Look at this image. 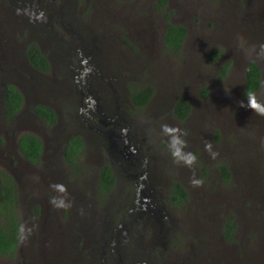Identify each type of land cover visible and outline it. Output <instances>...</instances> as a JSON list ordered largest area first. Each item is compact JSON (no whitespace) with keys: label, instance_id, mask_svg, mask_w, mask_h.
<instances>
[{"label":"rangeland","instance_id":"rangeland-1","mask_svg":"<svg viewBox=\"0 0 264 264\" xmlns=\"http://www.w3.org/2000/svg\"><path fill=\"white\" fill-rule=\"evenodd\" d=\"M158 3L0 0V147L15 144L22 131L37 133L45 146L38 166L24 160L16 148L13 161L3 153L0 169L15 175L22 223L38 224L43 213L41 228L53 221L62 229L73 223L72 216L82 215L81 209L84 221L82 231L71 228L68 242L62 239L67 244L55 251L53 262L34 255L47 248L29 238L19 241L12 257L0 256V264H105V259L113 264H264V117L240 106L246 102L245 69L251 60L261 69L255 92L264 102V59L246 57L237 47L241 36L249 46L264 43V0H166L162 8ZM168 21L186 28L177 52L164 46ZM30 42L49 57L48 72L36 70L27 60ZM215 50L218 56L211 59ZM90 66L94 71L88 88L96 113L100 99L107 98L111 110L124 115L129 122L121 128L140 153L145 152L151 170L144 165L125 172V160H114L120 155L108 146L111 121L81 114L86 101L77 85L80 72ZM1 82L14 84L24 97L13 121L2 118ZM145 84L153 87L148 102L132 106L130 88ZM180 94L191 103L185 119L172 113ZM39 102L55 108L58 121L49 125L34 116L31 107ZM137 119L144 121L141 133ZM162 123L186 131V151L198 158L194 169L173 162L167 138L160 134ZM73 133L85 139L77 165L66 163L58 152ZM206 140L213 143L217 158L204 150ZM109 159L114 160L116 182L103 194L98 171ZM220 163L230 170L228 180ZM139 171L144 173L140 179ZM193 171L203 178L202 187L191 185ZM37 178L48 181L39 185ZM175 180L187 191L182 203L170 201ZM139 181L149 190L151 203L134 196ZM53 183L67 187L72 208H52L49 200L60 195L50 188ZM134 199L140 205L134 204L130 212L127 206ZM227 222H234L229 233Z\"/></svg>","mask_w":264,"mask_h":264},{"label":"trees","instance_id":"trees-1","mask_svg":"<svg viewBox=\"0 0 264 264\" xmlns=\"http://www.w3.org/2000/svg\"><path fill=\"white\" fill-rule=\"evenodd\" d=\"M158 8L166 4V0H158ZM186 35V28L183 24L168 21L164 31V46L172 51L177 52ZM26 55L29 62L40 70H48V60L44 53L34 43L30 42L26 48ZM218 56L215 50L211 59ZM261 69L256 61L248 62L245 69L244 94L247 89L257 90L260 85ZM153 87L145 84L140 87L131 88L132 103L136 106H143L152 95ZM23 94L12 83H8L4 95V115L6 118L12 117L22 107ZM34 112L41 116L46 124H52L57 119L56 111L45 104H35ZM191 110L189 99L180 94L176 97L172 111L179 119H184ZM83 140L78 135L71 136L67 143L64 144L63 157L72 164L77 165L76 157L81 152ZM17 147L21 155L33 164L40 163V155L43 148L42 139L31 131H23L17 137ZM219 168L225 180L230 178V170L225 163H220ZM101 184L107 189L112 185L113 174L109 164H104L99 171ZM187 197L185 188L178 182L174 181L172 185V198L176 201H184ZM18 185L14 177L7 171L0 169V256L12 257L16 251L18 238V226L21 224V217L18 211ZM227 233L233 228L234 222H227Z\"/></svg>","mask_w":264,"mask_h":264},{"label":"flooded vegetation","instance_id":"flooded-vegetation-1","mask_svg":"<svg viewBox=\"0 0 264 264\" xmlns=\"http://www.w3.org/2000/svg\"><path fill=\"white\" fill-rule=\"evenodd\" d=\"M35 43V42H34ZM29 44V43H28ZM36 44V43H35ZM37 45V44H36ZM38 46V45H37ZM39 47V46H38ZM26 48H27V46H26ZM40 49V48H39ZM41 50V49H40ZM42 51V50H41ZM43 52V51H42ZM44 53V52H43ZM25 54H26V51H25ZM44 55H45V53H44ZM45 57L47 58V60H48V65H49V67H48V70L50 69V67H51V62H50V59H49V57L47 56V55H45ZM26 58H27V55H26ZM27 60H28V58H27ZM29 61V60H28ZM30 63V62H29ZM31 64V63H30ZM248 64V63H247ZM258 64V63H257ZM31 66L33 67V68H35L36 70H38V71H40V72H48V70H45V71H43V70H40V69H38V68H36V67H34L32 64H31ZM260 67V66H259ZM84 70L83 71H81L80 72V76H81V81L78 83L79 85H77L78 87H79V93L81 94V99H83L84 101H86V103H85V105H83V109L85 110V113H87V116H88V118H92V119H94V118H96V120L98 119V120H101V119H103L104 120V122H106L107 121V119H109L110 121H111V124H110V128H109V130H110V134L108 135V142L110 143V145L108 144V146H110V148L111 149H113V150H115L116 152H117V154H119L120 156H119V158L118 157H114V160H116V161H121V160H125V162H126V166L124 167V171L125 172H127V170H130L131 169V171H135V170H137V168L138 167H143L144 165H145V167H146V170L148 171V169L149 170H151V167H149V168H147V166H148V162H147V160H145V152L144 153H140V149L138 148H136L134 145V143H136V142H134L133 140L132 141H129V135H126V133L124 132L125 130H126V128H121V127H123L122 126V124H123V122L124 123H128L129 121L125 118V117H122V116H124V115H122L120 112H117L116 110H111V105H110V103H108L107 102V98H104V99H100V104H99V108H101V110H100V114L98 115L97 113H96V110H98V108L96 107V109L95 110H92V108L91 107H89V105H90V103L88 102V97H91V95H92V92L90 91V89L88 88V85L90 84V82L87 80L88 78H92V76L91 75H87V76H84L83 74H84ZM260 83H261V77H260ZM1 84H3V86H4V90H3V92H4V94H3V103H2V118H3V120L4 121H7V120H14V119H17L18 118V115H19V113H20V111H21V109L16 113V114H14L12 117H9V118H6L5 117V115H4V95H5V88H6V85L8 84V83H6L5 84V82H1ZM260 86V85H259ZM256 91V90H255ZM24 98V97H23ZM176 99V98H175ZM149 100V99H148ZM175 101V100H174ZM91 102V101H90ZM130 102H131V105L132 106H135V107H142V106H136V105H134L133 103H132V99H131V88H130ZM148 102V101H147ZM146 102V103H147ZM23 103H24V101H23ZM145 103V104H146ZM36 104H45V105H48V106H50V107H52L51 105H49V104H46V103H41V102H39V103H36ZM144 104V105H145ZM172 104H174V102L172 103ZM34 105L35 104H33V106L31 107V111H32V113H33V115L34 116H37V117H39V118H41L44 122H45V120L41 117V116H39L38 114H36L35 112H34V110H33V108H34ZM143 105V106H144ZM22 106H23V104H22ZM85 106V107H84ZM172 107H173V105H172ZM22 108V107H21ZM53 108V107H52ZM54 110H55V108H53ZM56 111V110H55ZM99 111V110H98ZM104 111H109L108 113L109 114H107L108 116H105L104 114ZM191 111V110H190ZM56 113H57V119H56V121H58V117H59V115H58V112L56 111ZM104 113V114H103ZM172 113H173V111H172ZM190 113V112H189ZM174 114V113H173ZM99 117V118H98ZM174 117H176L175 115H174ZM187 117V116H186ZM185 117V118H186ZM101 118V119H100ZM177 118V117H176ZM184 118V119H185ZM177 119H179V118H177ZM55 121V122H56ZM54 122V123H55ZM54 123H52V124H54ZM143 123H144V121H142V119H137L136 120V122H135V124H136V126L138 127V129H140V133H141V128L139 127V125H143ZM52 124H50V125H52ZM13 130V129H12ZM133 131H135L136 133H138L137 132V130L136 129H134ZM13 132V131H12ZM12 132H11V134H12ZM23 132V131H22ZM32 132V131H31ZM21 133V132H20ZM20 133H18V135L20 134ZM35 133V132H34ZM35 134H37V133H35ZM18 135H17V137H18ZM38 135V134H37ZM73 135H78V136H80L81 138H82V140H83V146H82V150H81V152H79V155L76 157V159H77V161L80 159V157H81V154H82V151H83V148H84V143H85V139H84V137H83V135L82 134H80V133H73V134H69L66 138H65V140H64V142H63V144L61 145V147H60V150H58V152H59V154H60V156H61V158L66 162V163H68L65 159H64V157H63V149H64V144H66L67 143V141H68V139L71 137V136H73ZM39 136V135H38ZM17 137H16V140H15V144H10V145H7V146H2V147H0V157L1 156H3V153H4V158H6V157H8L11 161H13V153L15 152V149L16 148H18L17 147ZM40 137V136H39ZM41 138V137H40ZM42 139V138H41ZM43 141V140H42ZM134 142V143H133ZM55 150V149H54ZM15 154V153H14ZM44 155H45V146H44V142H43V148H42V152H41V155H40V163L39 164H41L43 161H44ZM23 157V156H22ZM141 158H143V162L141 161ZM23 159L24 160H26L27 162H29L30 164H32V166H38L39 164H33V163H31L30 161H28L27 159H25L24 157H23ZM121 159V160H120ZM114 160L112 159H109L108 161H106V162H104L102 165H101V167L104 165V164H109V166H110V168H111V172H112V174H113V181H112V185L109 187V188H105L102 184H101V182H102V180L100 179V176H99V171H100V169H99V171H98V190H99V192H101V193H103V194H105V193H108L112 188H113V186H114V184H115V182H116V178H115V175H116V171H115V168H114ZM16 161L18 162V164H20V158H16ZM68 164H70V163H68ZM71 165V164H70ZM100 167V168H101ZM8 172V171H7ZM9 173L14 177V179L16 180V178H15V175L13 174V173H11L10 171H9ZM141 174L142 175H144V173L142 172L141 173V171H139V176H138V179H140V177H141ZM50 175H52V174H50ZM52 178H53V175L51 176V179L50 180H52ZM153 178H155V176H153ZM36 180V183L37 184H39V185H41L43 182H47L48 181V178H42V179H35ZM176 181V180H175ZM16 182H17V180H16ZM31 186H34V180L32 179L31 181ZM174 182V181H173ZM173 182L171 183V185H170V188H169V197H170V201H172V202H175V203H182V202H180V201H176V200H174L173 198H172V185H173ZM179 182V181H178ZM180 183V182H179ZM181 184V183H180ZM18 185V184H17ZM182 185V184H181ZM19 186V185H18ZM135 186H137V190H135V197L137 198V197H141V198H143V199H145V200H147L148 202H150L151 203V197L149 196V195H147L146 194V192H149V190H146L145 189V184H144V182H142V181H139V184H137V183H135ZM183 186V185H182ZM34 190H35V188H34ZM186 190V189H185ZM139 191H142V192H144L146 195H144V194H142V195H140L139 194ZM186 193H187V191H186ZM18 195H19V191H18ZM186 199H187V197H186ZM185 199V200H186ZM184 200V201H185ZM139 203V204H138ZM134 204H137L138 206L140 205V202L138 201V200H136V199H134L133 200V202L131 201V204H128V206H127V208H128V210H130V212H131V209H132V207H133V209H134ZM144 207H146L145 205L146 204H142ZM153 205V204H152ZM137 208V207H136ZM77 214V213H76ZM131 214L132 213H130V217H131ZM41 216H43V213H42V215ZM41 216H40V218L37 220V222H38V224H33L35 227L33 228V234L30 236V238H33L34 240H35V242L37 241H41L42 243H43V245H42V250H46V248H47V250H46V252L44 253L43 251V253L42 254H38L37 252H35L34 253V255H37V256H39V257H43V258H48V263H50V262H53L54 260H56L57 259V257H56V252L55 251H57V250H61L66 244H67V242H68V240L70 239V234H71V228H75L76 230H78V231H82V226H81V224H83L84 223V221L81 219L82 218V215H80V216H78V215H76L74 218H73V216L71 217V221H73V223L71 224L70 222L66 225V226H64L62 229H59V228H57L56 227V224L53 222V221H51V222H49L48 223V225L45 227V228H41L39 225H40V221H41ZM74 221H75V223H74ZM36 222V223H37ZM40 222V223H39ZM21 223H22V221H21ZM48 235H51L50 237H48ZM62 239H67V242H66V244L65 245H63V243L61 242L62 241ZM20 241V240H19ZM19 241H18V243H17V247H16V250L18 249V244H19ZM46 247V248H45ZM55 263H56V261H55ZM117 263V261L114 263V264H116ZM105 264H113V263H107V261H106V259H105Z\"/></svg>","mask_w":264,"mask_h":264},{"label":"clouds","instance_id":"clouds-1","mask_svg":"<svg viewBox=\"0 0 264 264\" xmlns=\"http://www.w3.org/2000/svg\"><path fill=\"white\" fill-rule=\"evenodd\" d=\"M238 49L243 55L249 58L264 59V43L258 45L247 44L244 37H238ZM94 71V66L88 67L84 76L90 75ZM230 91L229 89H226ZM246 102L241 101L240 106L244 108L251 109L255 115L264 117V102L260 101L257 93L254 90L247 89L246 92ZM88 101H91L89 107L95 110L96 101L92 97H88ZM81 114L85 113L84 109H81ZM160 134L167 138V150L174 163L178 165H183L189 169H194L197 164V156L192 151H186L189 147L186 139V131L179 126H173L167 123L161 124ZM204 150L209 153V155L215 159L219 156V153L214 150L213 143L210 140H206L204 143ZM38 179V178H37ZM194 188L202 187L204 184L203 178H198L193 171V176L190 181ZM50 188L54 193H59L60 195H53L49 200V204L52 208L59 210L70 209L73 207V202L70 199V194L68 193L67 187L62 183H53ZM81 214L83 215V210L81 209ZM35 226H29L26 223H21L18 226V238L23 243L26 242L30 236L33 234V228Z\"/></svg>","mask_w":264,"mask_h":264}]
</instances>
